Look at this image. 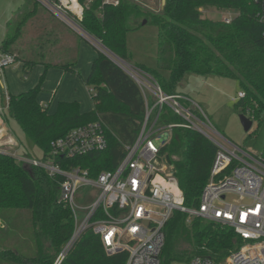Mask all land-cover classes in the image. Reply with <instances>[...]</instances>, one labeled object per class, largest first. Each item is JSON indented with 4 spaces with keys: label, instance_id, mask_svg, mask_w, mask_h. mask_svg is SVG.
<instances>
[{
    "label": "trees",
    "instance_id": "1",
    "mask_svg": "<svg viewBox=\"0 0 264 264\" xmlns=\"http://www.w3.org/2000/svg\"><path fill=\"white\" fill-rule=\"evenodd\" d=\"M54 1V0H52ZM261 0H165L152 12L135 0H78L83 6L80 26L105 49L123 61L130 56L126 35L141 22L156 29V65L146 69L165 94H178L186 75L217 76L236 80L245 97L235 103L243 115L260 122L264 114V41L258 20ZM35 0H23L21 10L7 24L2 48L8 50L22 37L26 24L38 28L37 14L43 13ZM235 10L229 24L203 18L201 10ZM45 9V8H44ZM37 27V28H36ZM43 40V38H42ZM44 41V40H43ZM27 45V51L41 47ZM37 56V52H35ZM31 67L36 60L22 58ZM73 63L61 65L71 71ZM45 70L49 67L44 65ZM44 73L35 86L9 98L8 109L28 141L47 153L52 140L73 128L94 121L99 115L107 127V148L82 158H57L62 168L79 166L94 178L113 171L140 130L144 101L136 83L101 52L97 53L86 79L93 90V110L80 113L76 102H59L54 112L37 101ZM181 119L164 108L159 125L179 124ZM217 148L204 135L185 128H173L160 156L176 178L183 205L195 209L205 188ZM260 158L264 162V151ZM60 178L51 179L40 169H27L8 156L0 155V264H125L126 253L107 255L100 239L86 230L65 250L73 232L70 211L58 202ZM21 219H26L21 223ZM160 264L186 262L193 256L224 260L241 246L230 227L174 212L164 229Z\"/></svg>",
    "mask_w": 264,
    "mask_h": 264
},
{
    "label": "built area",
    "instance_id": "2",
    "mask_svg": "<svg viewBox=\"0 0 264 264\" xmlns=\"http://www.w3.org/2000/svg\"><path fill=\"white\" fill-rule=\"evenodd\" d=\"M35 1L93 44L80 26L84 8L78 0ZM104 2L116 4L117 0ZM260 4L257 16L263 26L264 41V0ZM231 20L226 17L222 21L229 24ZM119 62L141 91L144 116L135 141L123 146L125 154L113 171H103L92 178L86 169H65L56 162L57 158L72 160L107 148V127L99 115L52 140L48 152H41V159L0 148V155L17 164L40 169L51 179H61L58 202L70 211L73 220V232L65 250L91 229L107 255L125 252V264H160L165 226L174 212H180L186 215L187 224L200 218L230 227L240 237L241 246L218 263L197 255L176 264H264L263 160L225 139L187 96L165 94L148 73ZM15 63L16 56L0 45V86L5 102L0 112L8 109L10 98L3 71ZM89 92L93 94L92 89ZM244 97V92L239 91L231 100L236 103ZM164 108L178 116L181 123L159 125ZM177 127L204 135L217 148L208 182L195 209L183 205L177 180L160 156L171 130ZM86 188L91 189L89 194H84ZM63 257L64 254L59 255L55 264Z\"/></svg>",
    "mask_w": 264,
    "mask_h": 264
},
{
    "label": "rangeland",
    "instance_id": "3",
    "mask_svg": "<svg viewBox=\"0 0 264 264\" xmlns=\"http://www.w3.org/2000/svg\"><path fill=\"white\" fill-rule=\"evenodd\" d=\"M135 1L152 12H158L161 10V0ZM20 3L21 0H0V45L4 39L6 22L8 21L11 13L18 9ZM38 5L41 6L39 3ZM44 10L48 12L46 9ZM201 15L203 18H207L212 21H219L226 17L232 19L237 15V12L235 10L217 11L213 8H205L201 10ZM36 16L38 18L40 14L38 13ZM31 30L34 29L31 28ZM88 38L92 40L95 49L108 54L116 63L119 62V58L114 54L113 55L115 57H113L111 52L108 53L96 39L91 36ZM126 44L130 59L129 61L122 60L123 62L131 66L143 65L146 69H153L155 67L156 29L154 27L148 24H143L142 21L140 28L129 32L126 35ZM34 79L35 73L33 74L32 72L28 81L25 80V82L31 83ZM20 82L25 83L22 78L20 79ZM50 85L51 82L43 84L46 91H43L44 93L42 94H45L46 96L49 95L47 93L49 89L47 88H49ZM87 88L92 89L89 86ZM177 91L186 95L191 100V103H193L194 106L199 108L205 114L212 126L230 143L256 157L261 156L264 151V114L262 115L260 122L252 121L251 128L248 132L243 130L238 118V116L242 114V111L240 108H236L235 103L231 100V98L235 97L240 91L239 84L236 80L225 79L217 76L199 77L189 74L182 80L181 84L177 88ZM0 92L3 95L4 91L1 86ZM2 104H4V100L2 101L0 98V108L2 107ZM88 105L89 108L92 107L90 99H88ZM1 115L5 116L8 121L7 128L9 134L13 135V137L17 140L21 139L24 147L31 150L30 152L26 151L25 153L37 159H41V151L34 147L18 129L12 117L11 110L5 109ZM83 192L84 194H89L91 189L86 188ZM231 199L232 197L228 196V200L231 201ZM25 222L26 219H21L22 224Z\"/></svg>",
    "mask_w": 264,
    "mask_h": 264
},
{
    "label": "crops",
    "instance_id": "4",
    "mask_svg": "<svg viewBox=\"0 0 264 264\" xmlns=\"http://www.w3.org/2000/svg\"><path fill=\"white\" fill-rule=\"evenodd\" d=\"M22 4L23 0H21L18 9L11 13L6 22L4 36L7 24L21 10ZM43 11L37 20L38 28L31 30L32 27L28 22L22 37L7 50L16 56V63L3 71L8 94L16 96L26 92L37 84L39 77L44 73L41 92L37 96V101L40 104L47 105L49 111L54 112L59 102H76L79 105L80 113L90 112L93 110V101L89 92L91 89H88L86 85V79L99 50L95 49L92 43L71 30L51 13L46 12L44 9ZM36 41L41 42V47L30 49V52L27 51V45ZM35 52H37V56ZM22 58L30 61L36 60V64L31 67L25 66L26 63ZM68 63L74 64L70 67L71 71H66L60 67ZM46 64L49 67L45 70L44 65ZM32 72L35 73V79L31 83H26L25 80L28 81ZM21 78L25 83L20 82ZM50 82L51 85L47 88L49 89L47 92L49 95L46 96L42 94L43 91H46L43 84ZM2 96L0 92V98L3 101L4 96ZM88 99L91 101V108L88 107ZM4 104H2V107H4ZM2 112H0V148L9 152L15 151L19 154H26V151L30 152V149L24 147L21 139L17 140L9 134L8 121L5 116L1 115Z\"/></svg>",
    "mask_w": 264,
    "mask_h": 264
},
{
    "label": "water",
    "instance_id": "5",
    "mask_svg": "<svg viewBox=\"0 0 264 264\" xmlns=\"http://www.w3.org/2000/svg\"><path fill=\"white\" fill-rule=\"evenodd\" d=\"M165 5V0H161V9L163 8V6ZM143 24H145V21L143 22ZM103 47V46H102ZM104 48V47H103ZM105 49V48H104ZM108 53H109V51L107 50V49H105ZM99 52H101L102 54H104L107 58H109L115 65H117L121 70H123L124 72H125V70L121 67V66H119V64H117L108 54H106V53H104V52H102V51H100L99 50ZM111 54V53H110ZM113 57H115L113 54H111ZM117 58V57H116ZM118 59V58H117ZM119 61H121L122 63H123V61L122 60H120V59H118ZM238 118H239V121H240V124L242 125V128H243V130L245 131V132H248L249 130H250V128H251V125H252V121L249 119V118H247L245 115H243V114H240L239 116H238ZM63 259V258H62ZM62 259L61 260H59L58 262H57V264H60L61 263V261H62Z\"/></svg>",
    "mask_w": 264,
    "mask_h": 264
}]
</instances>
